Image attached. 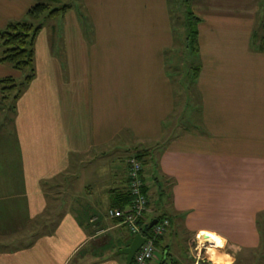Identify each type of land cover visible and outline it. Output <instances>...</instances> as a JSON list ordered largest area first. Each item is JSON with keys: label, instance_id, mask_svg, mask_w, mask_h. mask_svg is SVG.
<instances>
[{"label": "crops", "instance_id": "1", "mask_svg": "<svg viewBox=\"0 0 264 264\" xmlns=\"http://www.w3.org/2000/svg\"><path fill=\"white\" fill-rule=\"evenodd\" d=\"M35 4L0 0V31ZM263 6L192 0L200 72L188 94L198 103L183 102L179 133L168 0H80L45 21L14 137L0 141V244L24 246L0 250V264H125L112 253L133 236L107 214L128 192V159L141 152L149 200L156 181L170 198L154 212L170 226L151 264H264V53L255 44ZM131 18L149 22L147 33H129ZM21 74L0 64V81ZM120 150L114 166L108 158ZM77 182L93 198L88 214L72 210Z\"/></svg>", "mask_w": 264, "mask_h": 264}, {"label": "trees", "instance_id": "2", "mask_svg": "<svg viewBox=\"0 0 264 264\" xmlns=\"http://www.w3.org/2000/svg\"><path fill=\"white\" fill-rule=\"evenodd\" d=\"M77 2H80V0H71V3L69 2L68 5H59L57 4L59 3V0H52L53 4L58 5L57 7H51L52 5L50 6V4L36 3L27 14V19L31 22L11 23L6 27V29L0 31V64L10 66L14 70L26 74L23 82L19 85L12 79L0 81L1 112L12 111V114L15 115L16 104L19 98L35 78L34 45L37 35L43 27V23L54 18L60 13H66L68 10H71ZM168 7L170 9L173 23V38L180 46L179 49H176V51L174 50L175 52L172 51L171 53V66L169 68L171 70L170 75L171 77L176 78L180 70L182 72L184 70L183 77L181 78L182 84L180 81L179 86L183 89L189 90L187 91V93H189L191 87H193L192 83L197 80L200 72L197 59L199 54L198 25L201 20L195 16L192 11V0H168ZM36 21L39 23H35ZM255 39L258 51L264 53V37L257 39V36L255 35ZM181 55L183 56V59L181 58ZM186 59L187 61L185 62ZM194 59L197 61L196 67H194ZM133 157L140 161L143 167L149 157V154L147 152H141L137 153ZM141 179L145 184L143 170L141 173ZM156 186L158 187V194L157 200L155 199V206L156 209L160 208L163 210L169 207L170 198L168 199V197H166L167 192L163 182L156 181ZM143 191L145 194H149V188L146 184ZM120 199H122V202L119 201V203L111 209L124 210L130 202L129 191L123 194ZM151 205L152 203L149 200V209ZM154 220L170 221L167 213L157 216ZM150 223L151 221H147L146 216L140 219L138 223L140 235L145 238L149 237L152 233V229L149 228ZM162 237L156 242L157 249ZM129 245L130 243L126 246L128 247Z\"/></svg>", "mask_w": 264, "mask_h": 264}, {"label": "rangeland", "instance_id": "3", "mask_svg": "<svg viewBox=\"0 0 264 264\" xmlns=\"http://www.w3.org/2000/svg\"><path fill=\"white\" fill-rule=\"evenodd\" d=\"M69 2L71 3V0L70 1H67V0H59V3H57V4H59V5H68ZM36 3L50 4V6L52 5L51 7H57L58 6V5L53 4L52 3V0H36ZM78 3L79 2H77V4ZM21 22H31V21L29 19H27V18H24ZM35 23L38 24L39 22L36 21ZM148 25H149V22H147V21L146 22H141L140 24H138V23H136V21H135L134 18H131L130 19V24H129V29H130L129 33L138 30V27L139 26H140V31L147 33V31H148ZM261 26H262V22H261ZM256 32L259 35L258 38L264 37L263 36L264 35V30L262 31L260 29H257ZM135 40H136L135 37L129 36L128 44L134 42ZM179 48H180V46H179L178 42L173 38V48H172V51H174V50L176 51V49H179ZM181 58L183 59V56L182 55H181ZM194 60H195L194 61V67H196L197 61H196V59H194ZM186 61H187V59L185 60V62ZM170 64H171V62H170ZM169 73H171V70L170 69H169ZM183 73H184V70H183V72L180 70V72L178 73V75H177L176 78L171 77L172 80H173V82H174V84H175L174 88L176 90L180 87L179 84H177V83L181 81V84H182V79L181 78L183 77ZM25 75H26L25 73H22L21 74V77L19 79H16L15 80L18 85L23 82V80L25 78ZM180 91L181 92H179V93L177 92V94H176V96H177V98H176L177 99L176 100L177 108H176V110L174 112L175 114H173L174 116L171 117V119H172V123L171 124L173 126V131L174 132H177V133H179V129H180L178 127L179 126V118H180L179 117V114H180L179 112L181 111V108L180 107H182L183 102L184 103L185 102L187 103V101L188 102H191L193 100L192 103H193L194 106L196 105V103H198L196 96H193V94L192 95H189L182 87H180ZM185 92L187 94H185ZM189 105L191 106L190 103H189ZM191 108L192 107H189V109H191ZM13 120H14V115L12 114V111L3 112L2 118H1V121H0V130H1L0 131V141L5 140V137H7L9 140H12L11 137H14L13 123H12ZM194 124L197 125L195 122H194ZM194 128L196 129L195 126H194ZM177 136L178 135H176V137ZM125 138H126V136H123V139H125ZM118 146H120V144ZM124 155H125L124 150H120V151L117 152V154L115 156L109 157L108 159L109 160H112V159L116 160L117 163L114 166H120V163H119L120 162V156H124ZM115 157H117V158L115 159ZM110 167L113 168V164H111ZM108 169H110V168H108ZM95 182H98V183H101L102 184V182L101 181L99 182V180H97ZM95 182H93L94 185H91L92 188H94V191H93L94 193L101 190V184H96ZM80 184H82V183L81 182L75 183L74 189L72 190L73 191L72 192L73 194H71L70 198L73 201V203L71 204V207H73L72 210H74V211H76L77 209L81 210L80 211V214H83V213L84 214H88V210L82 211V209H84L85 204H87V202L88 201H91L93 198H91L90 196H85L84 194H80V193L78 194V192H79V185ZM83 184L88 186V184H87L86 181H83ZM68 190H69V188H68ZM150 202L152 203V205H151V207L149 209V212L146 215L147 221L148 220H151L152 218L154 219V218H156L158 216L157 215L158 213H154V212H156L155 201L152 199V200H150ZM152 211H153V213H152ZM50 231H51V228H46L43 231V233H45V232L49 233ZM28 241H30V240H28ZM21 247H24V246H23V244H21L20 241H17V242L15 241V243L6 244V245H4L3 243L0 244V250L6 249V248H10V249L17 248L18 249V248H21ZM119 251L120 250L115 251L112 254L113 255H118V252ZM121 257L124 258V256H121Z\"/></svg>", "mask_w": 264, "mask_h": 264}, {"label": "built area", "instance_id": "4", "mask_svg": "<svg viewBox=\"0 0 264 264\" xmlns=\"http://www.w3.org/2000/svg\"><path fill=\"white\" fill-rule=\"evenodd\" d=\"M128 166V191L130 194V202L124 210L110 209L108 217L111 220L118 221L125 226L132 236L140 234L139 221L149 212V198L144 193V182L141 179L143 170L142 164L135 157H131L127 161ZM170 223L168 220L158 221V224L152 228V233L146 237V243L141 247L135 255L132 264H151L156 256V242L164 236ZM145 238V237H144ZM196 250H199L196 247Z\"/></svg>", "mask_w": 264, "mask_h": 264}, {"label": "water", "instance_id": "5", "mask_svg": "<svg viewBox=\"0 0 264 264\" xmlns=\"http://www.w3.org/2000/svg\"><path fill=\"white\" fill-rule=\"evenodd\" d=\"M158 224V220H153L150 223L149 228L152 229ZM146 238L138 234L133 237L132 242L127 248H124L118 252V256L125 257V264H132L135 255L139 252L141 247L146 243Z\"/></svg>", "mask_w": 264, "mask_h": 264}]
</instances>
